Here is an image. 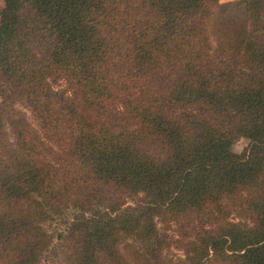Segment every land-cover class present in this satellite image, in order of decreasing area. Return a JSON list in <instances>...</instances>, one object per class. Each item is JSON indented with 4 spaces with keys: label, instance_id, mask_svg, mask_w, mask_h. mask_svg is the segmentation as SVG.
<instances>
[{
    "label": "trees",
    "instance_id": "trees-1",
    "mask_svg": "<svg viewBox=\"0 0 264 264\" xmlns=\"http://www.w3.org/2000/svg\"><path fill=\"white\" fill-rule=\"evenodd\" d=\"M0 1V264H264V0Z\"/></svg>",
    "mask_w": 264,
    "mask_h": 264
},
{
    "label": "rangeland",
    "instance_id": "rangeland-1",
    "mask_svg": "<svg viewBox=\"0 0 264 264\" xmlns=\"http://www.w3.org/2000/svg\"><path fill=\"white\" fill-rule=\"evenodd\" d=\"M4 7V2L0 1V11ZM219 18H223L224 14L222 11L219 10L218 12ZM59 89L67 88L64 82H60L57 84ZM25 111V110H24ZM26 115L31 122V125L37 130L38 134H41V138H43L42 132L37 127L36 122L31 116V113L26 111ZM248 140L242 137H238L233 145V151L237 154L242 155L246 148L248 147ZM142 196L129 199L127 204L130 206L139 205L142 202ZM62 217L55 218L52 221L45 224V229L48 231L49 234L52 235L53 242L50 246L49 251L46 253L43 261L41 264H66V253L68 252V244L65 241L64 237L67 231L68 222L71 221L73 217V210H69L66 212ZM233 219L235 222L244 223L248 222L241 218L239 215H235ZM233 215L231 217H233ZM200 219L195 217L189 218V223L186 219H183L181 223L177 221H169L165 222L163 219L161 220L160 217L157 218V225L160 232V237L164 242V251H163V259L164 261H177L178 258L184 257V249L181 247V243L185 237V229H192L199 228L200 226ZM204 226H209V224L205 223ZM194 228V230H195ZM190 231L189 233H192ZM139 244L137 241L133 240H125L124 243L120 246L121 253L124 255L125 258L130 257V254L133 250H135V246L137 247ZM207 264H218L216 262H210Z\"/></svg>",
    "mask_w": 264,
    "mask_h": 264
},
{
    "label": "crops",
    "instance_id": "crops-1",
    "mask_svg": "<svg viewBox=\"0 0 264 264\" xmlns=\"http://www.w3.org/2000/svg\"><path fill=\"white\" fill-rule=\"evenodd\" d=\"M234 1H237V0H219V2L221 4H227V3H230V2H234Z\"/></svg>",
    "mask_w": 264,
    "mask_h": 264
}]
</instances>
